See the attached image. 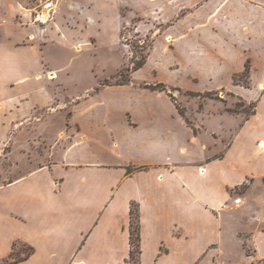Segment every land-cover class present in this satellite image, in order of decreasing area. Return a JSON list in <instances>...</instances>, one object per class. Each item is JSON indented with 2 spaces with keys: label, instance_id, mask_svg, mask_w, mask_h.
<instances>
[{
  "label": "crops",
  "instance_id": "1",
  "mask_svg": "<svg viewBox=\"0 0 264 264\" xmlns=\"http://www.w3.org/2000/svg\"><path fill=\"white\" fill-rule=\"evenodd\" d=\"M256 1L253 40L264 50V0ZM32 48L1 30L0 146L9 140L8 130L50 115L44 106L55 98L29 55ZM253 63L256 69L258 61ZM253 80L247 90L237 87L247 97L260 94L255 113L242 122L223 155L218 149L209 158L202 150L193 165L188 164V133L166 120L171 114L158 121L157 113H165L156 105L125 108L130 106L126 96H132L125 86L76 98L71 125L57 141L67 140L63 149L0 181V264H131L133 203L140 217V264L196 263L209 245L222 240L217 233L206 234L204 219H213L232 199L237 178L253 172L264 176V78ZM125 109L137 124L109 121L110 113L121 118ZM175 228L189 230V237L176 238ZM255 239L264 257V230ZM20 250L24 256L12 259Z\"/></svg>",
  "mask_w": 264,
  "mask_h": 264
},
{
  "label": "rangeland",
  "instance_id": "2",
  "mask_svg": "<svg viewBox=\"0 0 264 264\" xmlns=\"http://www.w3.org/2000/svg\"><path fill=\"white\" fill-rule=\"evenodd\" d=\"M41 1L0 0V32L12 31L14 40L33 46L29 55L55 98L44 106L50 113L44 121L8 130L10 138L0 146V181L63 149L67 140L57 141L71 125L72 104L100 89L109 94L123 85L132 92L125 108L156 105L165 113H157L158 121L171 114L166 120L188 133L189 165L198 164L194 158L202 150L209 158L218 149L223 155L242 122L255 113L260 94L244 96L237 86L247 90L254 78H264V56H259L264 50L252 32L256 0H56L55 19L46 26L33 23L31 9ZM131 109L121 118L110 113L109 121L137 124ZM238 179L221 212L204 219L206 234L217 233L222 240L194 264H264L255 242V234L264 230V176L253 172ZM132 207L139 215L138 205ZM173 234L186 238L189 230L175 228ZM21 250L12 259L22 258Z\"/></svg>",
  "mask_w": 264,
  "mask_h": 264
},
{
  "label": "built area",
  "instance_id": "3",
  "mask_svg": "<svg viewBox=\"0 0 264 264\" xmlns=\"http://www.w3.org/2000/svg\"><path fill=\"white\" fill-rule=\"evenodd\" d=\"M58 9V4L56 0H42L40 3L31 9L33 12V23L39 24L41 26H46L54 21ZM236 264H254L250 263H236Z\"/></svg>",
  "mask_w": 264,
  "mask_h": 264
},
{
  "label": "trees",
  "instance_id": "4",
  "mask_svg": "<svg viewBox=\"0 0 264 264\" xmlns=\"http://www.w3.org/2000/svg\"><path fill=\"white\" fill-rule=\"evenodd\" d=\"M143 65V63H139L136 65V69H139L141 66ZM246 67L249 68V65L246 64ZM130 171V169H129ZM136 203H133L132 206H136ZM131 214H132V218H131V252H130V257H129V262L131 264H140V258L139 260L136 259V254H139L140 257V253L141 251V245H140V240H141V235H140V217L137 213L134 212V208H131Z\"/></svg>",
  "mask_w": 264,
  "mask_h": 264
},
{
  "label": "bare ground",
  "instance_id": "5",
  "mask_svg": "<svg viewBox=\"0 0 264 264\" xmlns=\"http://www.w3.org/2000/svg\"><path fill=\"white\" fill-rule=\"evenodd\" d=\"M54 19H55V17H54ZM77 49H78V50H81V47L77 46Z\"/></svg>",
  "mask_w": 264,
  "mask_h": 264
}]
</instances>
